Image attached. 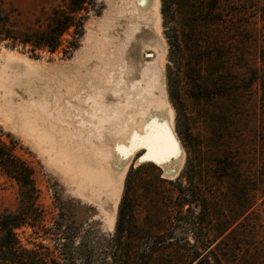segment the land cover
<instances>
[{
	"label": "rangeland",
	"instance_id": "obj_1",
	"mask_svg": "<svg viewBox=\"0 0 264 264\" xmlns=\"http://www.w3.org/2000/svg\"><path fill=\"white\" fill-rule=\"evenodd\" d=\"M67 2L0 0L5 9L20 12L24 25L39 30L49 20L51 10L57 6L65 8ZM260 5H263V0H191L180 4L172 1L168 4L167 0L163 4L159 0L157 29L163 51L158 63L165 99L172 110V129L184 156L177 173L168 175L156 161L142 156L144 147L138 148L127 164L113 214L100 205L90 190L77 187L75 175L49 161L47 154L32 137L0 117V137L8 144L14 143L15 154L34 168L35 181L41 190V202L47 209L45 224L51 226L53 221L49 217H59L61 240L69 232L74 234L73 243L60 247L72 258L70 264H104L106 260L108 264H117L111 258L114 246L110 238L116 233L119 203L129 168L134 170L139 164L142 166L133 174L132 180L136 185L132 184L129 192L134 197L132 212L139 222L149 212L155 211L150 206V194L147 197L148 192L144 189L148 180L154 181L158 172L163 178H181V171L193 161L191 157L196 158L203 183L211 191L209 195L205 194L206 198L220 210L221 204H228L221 203V192H226L229 182L224 178L221 180L213 171L218 168L215 167L214 158L221 159V153L234 150L232 157L236 159L235 164L243 171L245 178L250 177L259 149L264 145V80H250L251 68L260 64L257 61L259 46L264 44V28L258 20L257 8ZM84 6L86 11L81 12L82 31L77 35L71 34L70 28L62 35L61 45L56 51H31L28 46H11L6 40L0 41V78L7 60L16 59L23 63L28 61L46 83H56L58 78L66 83L74 80L72 70L76 72L78 62L99 29V23L113 10L109 0H86ZM68 41L76 43V47L71 49L72 44ZM241 52L246 54L243 59L240 58ZM142 56L150 60L153 51L147 48ZM50 73L53 75L50 76ZM155 181L158 191L155 206L160 207V214L173 216L175 208L170 200L178 203L176 182ZM185 181L182 177L181 182L185 184ZM140 184L143 188H140ZM248 192L246 201L252 204L249 205L248 215L240 220H246L245 224L257 225L259 231L261 225L264 228V213L262 208L256 210L255 206L263 195L258 196L253 190ZM17 196L15 181L0 171V210L15 207ZM190 208L192 215L199 213V207ZM185 209L187 206L183 205L182 210ZM112 215L114 221L111 224L109 218ZM176 216L178 212L174 218ZM208 220L214 222L216 219L212 216ZM169 221L170 218H164L163 224ZM171 225L169 229L173 234L184 237L188 242H192L196 234L201 236L202 233L192 230L185 222L175 221L173 228ZM208 226L205 224V228ZM205 234L212 236L214 232ZM43 241L59 252V245L50 237Z\"/></svg>",
	"mask_w": 264,
	"mask_h": 264
},
{
	"label": "bare ground",
	"instance_id": "obj_2",
	"mask_svg": "<svg viewBox=\"0 0 264 264\" xmlns=\"http://www.w3.org/2000/svg\"><path fill=\"white\" fill-rule=\"evenodd\" d=\"M109 3L112 13L99 23L72 70L74 80L46 83L28 61L7 60L0 78V117L32 137L49 161L75 175L77 187L90 190L113 214L138 148L144 147L142 156L168 175L177 173L184 152L172 129L158 63L163 51L159 0ZM147 48L153 51L150 60L142 56ZM145 137L161 147L149 148ZM109 220L112 224L113 215Z\"/></svg>",
	"mask_w": 264,
	"mask_h": 264
},
{
	"label": "trees",
	"instance_id": "obj_3",
	"mask_svg": "<svg viewBox=\"0 0 264 264\" xmlns=\"http://www.w3.org/2000/svg\"><path fill=\"white\" fill-rule=\"evenodd\" d=\"M85 1L68 0L65 8H53L42 30L24 25L20 12L16 9L7 10L0 4V41L6 40L11 46H28L31 51H56L61 45L62 35L70 28L71 34L77 35L82 31L81 12L86 11ZM169 1L180 4L191 0H167L168 4ZM162 2L164 4L166 0ZM257 9L258 20L264 28V0L263 5ZM68 43L72 44L71 49L76 47V43ZM245 55L241 52L240 58L243 59ZM257 61L260 64L250 70L252 81L264 80V44L259 46ZM262 86L264 89V83ZM232 151L234 150L221 153V159L214 158L217 165L215 167L218 168L213 171L221 180L224 178L229 182L226 192H221V203L228 204H221V210L211 205L206 198L205 194L209 195L211 191L203 183L196 158L191 157L190 160L193 161L180 173L181 178L186 180L185 184L179 176L174 180L163 178L160 172L154 177V181L148 180L144 189L148 192L147 197L150 194V206L155 211L149 212V215L139 222L132 212L134 197L129 192L132 184L136 185L132 180L133 174L142 166L139 164L134 170L129 168L119 203L116 233L110 238L114 246L112 260L117 264H264L263 225L258 231L257 225L245 224L246 220H240L242 216L248 215L249 205L252 204L251 201H246L249 190L255 191L258 196L263 195L255 207L256 210L262 208L264 213V145L259 149L252 174L246 178L235 164L236 159L232 157ZM0 171L14 180L18 187L15 207L0 210V264H70L72 258L60 247L65 243H73V232H69L65 239L61 240L59 217L51 216L49 219H52V225L45 224L47 209L41 202V190L35 181L34 168L15 154L14 143L8 144L1 137ZM155 180L176 182L178 203L170 200L175 208L173 216L160 214V207L155 206L158 195ZM139 186L142 187L141 184ZM183 205H186L187 209L182 210ZM190 206L199 207V213L192 215ZM176 212L178 216L174 218ZM212 216L216 219L214 222L208 220ZM164 218H170L172 222L163 224ZM175 221L185 222L192 230L200 231L204 235L196 234L193 241L188 242L184 237L174 235L169 229L171 224L173 228ZM205 224L209 226L205 228ZM208 231L214 232V235L205 234ZM46 237H50L57 246L59 245L58 253L43 241ZM104 264H108L107 260Z\"/></svg>",
	"mask_w": 264,
	"mask_h": 264
},
{
	"label": "snow or ice",
	"instance_id": "obj_4",
	"mask_svg": "<svg viewBox=\"0 0 264 264\" xmlns=\"http://www.w3.org/2000/svg\"><path fill=\"white\" fill-rule=\"evenodd\" d=\"M144 140L147 143V146L149 148H159V147H161V145L157 141L153 140L152 137H145Z\"/></svg>",
	"mask_w": 264,
	"mask_h": 264
}]
</instances>
